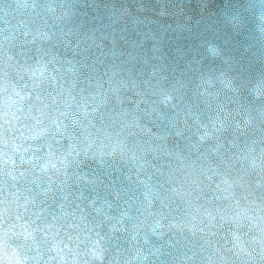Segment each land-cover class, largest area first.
Returning a JSON list of instances; mask_svg holds the SVG:
<instances>
[{"label": "clouds", "instance_id": "1", "mask_svg": "<svg viewBox=\"0 0 264 264\" xmlns=\"http://www.w3.org/2000/svg\"><path fill=\"white\" fill-rule=\"evenodd\" d=\"M0 264H264V0H0Z\"/></svg>", "mask_w": 264, "mask_h": 264}]
</instances>
